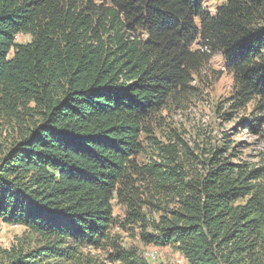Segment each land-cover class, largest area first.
<instances>
[{
	"label": "trees",
	"instance_id": "1",
	"mask_svg": "<svg viewBox=\"0 0 264 264\" xmlns=\"http://www.w3.org/2000/svg\"><path fill=\"white\" fill-rule=\"evenodd\" d=\"M214 55L235 87L228 109L252 105L257 132L264 0L212 12L205 0H0V122L12 131L0 143V223L36 239L0 264H101L83 250L150 264L116 227L187 264H264V167L218 149L200 160L174 131L150 136ZM142 135L151 154L138 163Z\"/></svg>",
	"mask_w": 264,
	"mask_h": 264
},
{
	"label": "rangeland",
	"instance_id": "2",
	"mask_svg": "<svg viewBox=\"0 0 264 264\" xmlns=\"http://www.w3.org/2000/svg\"><path fill=\"white\" fill-rule=\"evenodd\" d=\"M224 1L205 0V7L212 12ZM28 41L27 36L17 38L19 43ZM225 70L226 64L221 55H214L200 69L198 75L193 77L188 93L182 95L178 102H170L159 115L160 118L149 124L150 136L165 143V138L174 131L200 160L212 158L211 152L218 149L219 154L230 158L231 162L264 167V123L257 132L247 128L246 120L254 113L252 105L241 110L228 109L235 87L231 75ZM225 113L230 115L223 116ZM11 132L10 128L0 122V143ZM141 142L146 153L137 156L136 161L145 163L151 154L145 135H142ZM201 168L199 170L202 171ZM113 214L120 220L124 216L123 208L116 201H113ZM112 236L118 239L123 248H134L150 264H187L174 248L146 246L141 242L139 230L135 227H116L112 230ZM35 240L20 227L0 223V262L5 260L1 252L18 250L25 241L33 247ZM105 253L83 250V255H88L101 264L106 263Z\"/></svg>",
	"mask_w": 264,
	"mask_h": 264
}]
</instances>
